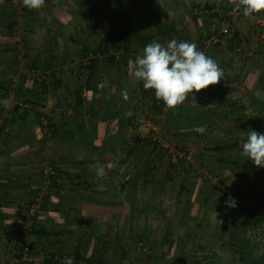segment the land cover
Wrapping results in <instances>:
<instances>
[{
    "label": "trees",
    "instance_id": "obj_1",
    "mask_svg": "<svg viewBox=\"0 0 264 264\" xmlns=\"http://www.w3.org/2000/svg\"><path fill=\"white\" fill-rule=\"evenodd\" d=\"M8 1L3 0L5 10H3L4 14L0 15V29H4L11 34L18 23ZM158 1L163 0H138L136 3L127 0H77V8L70 12L72 18L68 23L59 24V21L52 17V22L57 25L54 28L53 36L50 37L54 40V44L48 41L46 50L37 54L38 62H33L31 67H27L28 70L32 69L34 72L39 73L32 79V90L26 89L29 83L27 79L21 80V78H18L16 84L13 82V77L9 78L7 82L0 81V192L2 193L1 201L6 205L10 203L9 199L14 196V192L6 191V189L10 188L9 184L12 183L10 179L18 176L17 167L21 166V159L26 158L27 160L22 162L28 165L30 163H42L44 156H42L40 148L44 147L50 139L57 138L58 128L51 122L52 118H49L51 112L44 114L42 110L37 109V107H44L43 100H46L48 96H53L54 92H58L60 102L67 103L68 101V105L72 107V111L77 116V113H80L79 108L81 109L83 106V93H94L95 87L91 84V80H95V77L100 73L112 82H115L113 79L115 80V76L119 74L121 79L116 83L120 92L123 93L125 89L127 93L133 91L130 89L128 77L135 60L132 58L126 44L122 47H111L108 35L109 32L113 33L118 28L121 6L124 5L125 14L122 16L124 27L119 30L124 36L127 32L133 31L134 36L130 35L127 41H129V44H131V41L135 42V46L138 47V54L142 55L147 44L153 42L159 36H167V31L174 27V24H172L174 22H160L161 18L155 13L157 5H159ZM211 8V6L206 5L191 6L189 12L193 13L197 10L198 13L195 15H199L202 11ZM23 14L25 15V9L22 7V17ZM116 35H118L117 32ZM220 37H222V34ZM251 42L252 38L249 35L245 46L250 52L252 51L250 63L251 65L256 63V65H260L258 61L259 57L262 61L263 46L262 44H255L256 47L253 48ZM123 43H126V41ZM214 46H219V44ZM12 53L16 59L15 47ZM68 64L75 65L64 70V66H68ZM68 70L69 77L75 81L81 79V73L82 76H86V82L77 86L80 90L70 92L65 87L68 76L66 71ZM247 80H249L248 87H251V79L248 77ZM106 87L109 90L113 89L114 83H107ZM138 89L143 100H149L150 104L153 103L152 106L147 105L145 109H149L152 117L155 118L153 124L154 127L158 128V134L152 129H148L147 134L144 136L137 133L140 127L137 118L149 117L144 110L136 114L137 109L132 111L131 116L121 115L120 124L124 125L125 123V125L116 126V128L96 126L94 122V124L81 130L76 124L78 122L76 116L69 119L65 126H60L66 128L68 134L58 144V152H60L57 154L58 157L56 160L50 161L52 163L50 166L52 174L49 177L51 186L48 190L49 194L44 198L42 209L48 210L52 197L55 199L52 195L59 193L63 188L61 182L65 180L73 183V181L83 179L80 185L84 188V191H89L86 193L89 203L102 201L105 205L110 204V207L106 208V214L103 212L105 207L98 208V212H102L100 217L104 220L106 230L98 240V249L92 250L86 256L84 251H80L78 249L80 247H77L74 252V261L84 262V264H123V259L127 256L126 242L128 239V235L124 230L127 228V218L131 214L130 208H127V206L132 207L134 205L133 199L137 196L136 191L140 186L145 187L149 183H157L160 177L163 179L171 178L173 174L170 173H176V166H186L188 164L190 175L186 181V191L194 192L191 189V186L195 184L194 180L200 181V185L195 191L194 202L204 210L201 215L197 213V215L192 216L189 211L190 208L183 210V206L182 211L179 212L178 223L186 230L185 235L179 237L174 245L169 242L166 254L149 255L147 261L145 260V264H264V237L258 239L257 236L258 242H248L250 250L245 252L238 244L234 243V236L230 232V230H234L237 236H241L244 234L243 232L257 229L264 234V167L257 168L251 160L241 156L242 144L247 138L249 129L264 134V100L260 101L258 108L254 109L256 101L248 90L247 101L251 103L248 104L250 106L246 108L243 106L235 107L234 103H231L229 118L226 114H224L225 116H212L208 109L200 106L195 109L196 114H198L197 117L191 119L189 117L184 118L182 107L174 110L168 109L166 113H161L158 107L154 105L158 101L155 98L154 90H145L142 81H139ZM10 93L14 96V101L7 110L3 107L1 101L8 99ZM69 94H73V96L70 97ZM194 95H196L195 92ZM71 100L73 104H71ZM90 104L93 105L94 102L90 101ZM249 107H252L254 114L257 115L256 117L260 118V122L256 123L253 114L252 117L244 115V111H247ZM91 108L93 114V107ZM41 118L47 122V130L50 131L49 139L43 134ZM222 118L230 121L231 124L229 126H214L213 122ZM130 130L135 131V133L129 137L126 133ZM154 136L167 144H170V138H173L186 145H196V147L203 142H208V137L215 136L213 139L217 140L216 143L203 146L202 151L204 157L210 159L209 169L207 168L208 174L216 179L220 188L217 189L215 185L210 186L208 179L202 180L196 177L192 163L183 159L172 162L170 157L159 147L157 141H154ZM229 138L233 140L224 141ZM82 149H86L87 152L92 150L91 152L97 156L98 162L103 163L102 168L106 174L103 186L107 187L105 192H94L93 186L88 185L89 181L85 179L87 171L82 166H78L77 163L59 165L58 161L65 157L64 151L68 150L72 155H76ZM25 150L26 152L21 153ZM109 155L123 157L120 161L121 166L125 168L122 177L117 181L113 176L117 172L115 169L112 170L110 162L105 160V157H109ZM115 160L117 159L115 158ZM200 165L203 166L201 163ZM44 167L43 165L36 166L38 177L43 176ZM90 180L93 182V178H90ZM208 185L216 196L214 205H211L207 200V192L210 191ZM39 191L40 188L38 187L33 193L36 194ZM122 197L125 199L124 201L121 200ZM229 197L235 199L236 207L231 208L226 205L225 201ZM57 199L59 198L55 200L57 201ZM188 199L187 204L190 205V197ZM111 203L113 206H111ZM147 205H144L143 202L139 203L140 212L138 214L146 213L144 208ZM218 205L219 208H217ZM28 206L25 209L24 218ZM148 208L150 209L148 212L160 215L158 206H148ZM110 211H112V216L107 219L106 215H109ZM211 212H215L219 216L223 215L225 222L212 228L206 220L207 214ZM115 219H119L120 223L123 219V222H125L123 225L124 230L115 235V238L110 239L109 234L113 229L112 220ZM130 230H132L131 227ZM135 231L137 240L134 242V250H136V253L139 249V241L143 243L142 246L149 250L150 254L153 253L151 250L153 247L151 248L144 243L147 238L145 234L147 230L140 231V227L137 226ZM28 235L41 238L47 236V232L43 229H31ZM197 236L198 238H196ZM242 240L246 242L245 239ZM39 244L40 240L36 245ZM16 248L17 245L13 248L15 257L20 259ZM35 252L33 246L27 245L25 255L28 258H31ZM110 253L113 255L112 260L109 256ZM222 256L223 259H221ZM52 260L53 258H49L46 263L50 264Z\"/></svg>",
    "mask_w": 264,
    "mask_h": 264
},
{
    "label": "crops",
    "instance_id": "obj_2",
    "mask_svg": "<svg viewBox=\"0 0 264 264\" xmlns=\"http://www.w3.org/2000/svg\"><path fill=\"white\" fill-rule=\"evenodd\" d=\"M76 1L77 0H45V6L43 8L39 10H30L23 6L22 0H19L20 5L25 9V15L23 14V17L21 21L18 22V26L15 31L10 34L4 29H0V81L7 82L9 78L13 77V82L16 84L18 78H21V80L27 79L29 80V83L27 84L26 89L32 88V79L39 73L34 72L32 69L28 70L27 67H31L33 62H38L37 54L46 50L48 41L54 44V40L52 38L50 39V37L53 36L55 32L54 28H56L57 25L55 22H52V17L56 18L59 21V24L68 23L72 18L70 12L77 8ZM158 3V9L157 11L155 10V13L159 18H161L160 22H174L172 23L174 24V27L173 29H169L167 31V36H159L154 39L153 42L155 41L161 44H166L172 39H176L177 41L181 39V41L194 42L199 48V42L201 39L211 34H218L219 32L224 31L219 46H209L203 48L202 50L206 55L213 58L224 70V79H222L219 84L211 86L206 90H202L201 92L196 93V95L193 93L192 95L195 99L190 96L184 104L179 106L183 109L184 118L189 117L194 119L197 117L198 114H196L195 109L200 106H204L205 109H208L212 116H225L224 114H226L229 118V114L231 112L230 108L232 105L231 103H234L235 107L243 106L246 108L250 106L248 104L251 103L247 101V94L249 93L247 92L248 90L256 101L254 109L258 108L260 104L259 102L264 100V55L262 56V61H260L261 57H259L258 63H260V65H256L257 63L251 65L250 58L252 51L250 52L246 49L245 45L246 39L250 35L252 38L251 44L253 48L254 46L256 47L255 44H262L264 49V26L259 27L255 23V19L264 21V13L255 15V19L242 17L238 19L228 18L227 21L222 22L216 18H208L201 14L195 15L194 13L189 12V10L191 6L202 5L211 7L220 6L223 8L233 9V5L230 3V0H163L158 1ZM3 10H5V4H3V0H0L1 16L4 14ZM121 14L122 12L119 14L118 28L116 31L113 33L108 31V36L112 45L111 47H122V45L125 46L126 44L131 52L132 58L135 60V58L139 55L138 47L135 46V42L131 41V44H129V41H127L130 35L134 36L133 31L127 32L124 36L121 30H119L124 27V22L120 18ZM124 14L125 13H123L122 16H124ZM237 20L241 21L236 23ZM244 20L249 22L248 27L242 26V22H244ZM116 32L118 35H116ZM123 40L126 41V43H123ZM16 44L21 46V52L16 49L17 55L15 59V56L13 57L12 50L16 47ZM62 44L63 42L61 43V46ZM19 53H22L20 54V57L18 56ZM74 65L68 64V66H64L65 68H63L64 70H67L66 68ZM250 73H252L251 76ZM248 77L252 81L251 87H248L247 85L249 82V80H247ZM120 79L121 76L117 74L115 76V80L113 79L115 82H112V80L109 81L107 77L100 73L95 77V80H91V84L95 87L94 93H83V106L81 109L79 108L80 113H77V116L76 113L72 111V107L68 105V101L67 103L60 102V94H58V92H54L53 96H48L46 98L47 103L49 99L54 101L51 107L48 104L45 109L43 107H37V109L42 110L44 114L51 112L49 118H52L51 122L58 128V135L55 139L56 143L54 148H51L52 157L50 156V160H56L59 150L58 144L61 140L65 139L68 134L66 128H62L60 126H65L67 121L69 122V119L74 118L75 116L78 120L76 124L81 130H84L89 125L94 124V122L96 123V126H107L109 128L124 126L125 123L124 125L120 124L121 115L131 116L134 109H137L136 114L144 110L145 113L149 115V121L153 118L150 110L145 109L147 105H150V101L142 99L140 90L138 89L139 81H136L131 75H129L128 83L130 89L133 91L127 93L128 99L125 100L117 85ZM85 80L86 76H83L82 80H78L76 82L68 75L65 87L70 92L80 90L77 86L84 84L83 82H86ZM107 83H114V87H112L113 89H107ZM101 84H104L105 86L101 88ZM31 90H29V92H31ZM69 95L70 97L73 96V94ZM13 101L14 96L10 93L8 99L2 100L1 104H3V107L8 110L12 106ZM90 101H93L94 104L91 105ZM71 104H73L72 100ZM91 107H93L94 110L93 114ZM67 111H69L68 114H66ZM57 113L62 115L63 122H59V115ZM252 114L256 118V123L260 122V118L256 117L257 115L254 114L252 107H249L247 111H244V115L247 117H252ZM65 116H68L69 119L64 121ZM154 119L155 118H153V120ZM151 123L153 125V130L158 134V128L154 127V122L151 121ZM213 123L214 126H229L231 124L230 121H226L224 118L217 119ZM142 129V127H139V130ZM215 136L212 138L208 137V142H203L200 146H209L210 143H216L217 140H213ZM230 140L233 139L229 138L224 141ZM170 142V145L172 144L175 146L177 145L176 143L183 144L184 147L192 146L186 145L178 139L173 138H170ZM193 146L196 147V145ZM91 151L87 152L86 149H82L80 153L72 155L68 150H66L64 151V159L58 161V163L65 165L77 163L78 166L85 168V171H87L85 179L89 181L88 185L93 186L94 192L102 193L107 189L106 186H103L106 177L98 176V174H95L94 172L93 174L89 172V166L87 164L93 162L99 163L96 158L97 156ZM24 152H26V150L21 153ZM88 157L92 158L89 159ZM110 157L111 160H109V162L112 164V170L115 169L116 171L113 162L114 159L112 156ZM107 158L108 156L105 157V160ZM26 160V158H22L21 162ZM208 160L210 162V159ZM21 162V166L17 167L18 176H14L10 179L12 183L9 184V189L5 188L6 191L14 192V196H12V199H9L10 203H8V205L1 201L2 193L0 192V264H45L49 261V258H53L50 264H65L66 258H71L73 260V264H84V262L74 261L75 250L77 247H80L78 249L80 251H84L85 255L88 256L92 250L98 249V240L103 234V229L106 231L103 218H97V216L89 217L90 215H87V209L89 211L93 210L96 214H98L97 211L100 208L108 207L110 204L105 205L102 201L89 203L86 195L89 191H84V188L80 185V182L82 183L83 179L73 181V183L69 180H65L64 182H61L63 188H61L59 193H57V195H52L55 199H59L56 201L52 197L49 204L50 207L48 208L46 214L41 215V217L40 215L39 217L35 216L31 219L30 225L25 228V225L23 224L25 209L32 200V198L30 199V196L34 195L33 191L38 187H34L33 181L35 178L33 173V169H36L35 164L30 163L28 165ZM187 166L189 165L186 164V166H176V173H170L171 175L173 174L171 178L167 177L166 179H163L160 177L157 183L155 182L153 184L152 182L145 187L140 186L138 191H136V198L133 199L134 205L132 207L125 205L127 208H130L129 210L131 211V214L128 216L129 218H127L126 227L132 228L133 226H138L140 227V231L147 230L145 231L147 238H144V243L151 248L153 247L151 249L153 253H151L150 256L152 254L155 256L166 254L168 250L167 244L171 242V244L174 245L179 237H183L185 235L186 230L178 223L179 212L182 211L183 206V210L190 208L189 211L192 216L197 215V213L198 215H201L204 210L194 202L195 191L200 185V181L197 179L194 180L195 184L191 186V189H193L194 192L191 193L190 191H186V181L190 175V170L188 169L190 167ZM35 175L37 177L36 173ZM90 178H93V182H91ZM77 183L79 185H75ZM232 183L234 184V182ZM209 185L212 186L213 184L209 181ZM210 186V191L207 192V200L211 205H214L216 196ZM142 194L143 196L141 197ZM137 197H141L144 205L149 204L146 208H144L146 211L144 214H138L140 209L138 208L139 203L136 201ZM189 197L191 202L190 205L187 204L189 202ZM121 200L124 201L123 199ZM111 206H113L112 203ZM148 206H158L160 209V215L148 212L150 210ZM217 208H219V205ZM206 220L210 223L212 228L215 225H222L225 222L224 216H219L215 212L208 213ZM124 224L125 222H123V219L121 220V223L119 219L112 220V226L116 228V230L112 229L110 231L109 238H115V235H118L117 229L123 232ZM30 226L31 228L29 229ZM31 229H43L47 232V236H42L41 238L29 236L28 232ZM230 232L234 236V243L236 245L238 244V246L245 252L250 250L248 242L252 243V241H257L256 236L254 235L255 233L258 235V239L262 238L258 234L259 230L257 229L243 232L244 234L241 235L243 236L242 238L241 236H237V234L234 233V230H230ZM196 238H198V236ZM135 239L137 240V238ZM242 239H245L246 242ZM39 240L40 244L36 245ZM139 242L140 243L138 244L141 246L143 243H141V241ZM29 244L36 250L34 255H32L34 262L23 260L26 258L25 250ZM15 245H17L16 249L17 252H19L17 254L20 255V259L15 257L13 249ZM23 247L25 248L22 250ZM126 250L127 254L130 255L131 249L126 248ZM135 257L139 258V256ZM148 257L149 255L144 256L140 262L138 261L136 263L145 264V260ZM223 258L224 257L222 256L221 259Z\"/></svg>",
    "mask_w": 264,
    "mask_h": 264
},
{
    "label": "clouds",
    "instance_id": "obj_3",
    "mask_svg": "<svg viewBox=\"0 0 264 264\" xmlns=\"http://www.w3.org/2000/svg\"><path fill=\"white\" fill-rule=\"evenodd\" d=\"M230 3L233 12L242 8L245 17L264 13V0H230ZM22 4L30 10H39L45 6V0H22ZM130 75L142 81L145 90H154L155 98L174 110L190 96L195 99L194 92L219 84L224 79V70L194 42L172 39L166 44L155 41L147 44L143 54L135 58ZM122 94L127 100L126 89ZM241 156L251 160L257 168L264 167V134L249 129ZM97 174L103 176V168H98ZM225 203L231 208L237 206L232 197ZM65 264H73V260L66 258Z\"/></svg>",
    "mask_w": 264,
    "mask_h": 264
},
{
    "label": "built area",
    "instance_id": "obj_4",
    "mask_svg": "<svg viewBox=\"0 0 264 264\" xmlns=\"http://www.w3.org/2000/svg\"><path fill=\"white\" fill-rule=\"evenodd\" d=\"M8 4L11 8V10L15 13V20L18 22L21 21L22 19V6L20 5L19 0H9ZM194 14H197V10H195L193 12ZM203 16H206L208 18H216L217 20H220L222 22L227 21L228 18L231 19H238L240 17L242 18H253L255 19V15L251 16V17H245L243 15V9L241 8L239 12H233V9H229V8H223V7H212L209 10H204V12L202 11L201 13H199ZM255 23L256 25H258L259 27H263L264 26V21L263 20H258L255 19ZM16 29V28H15ZM14 29V31H15ZM224 31L219 32L218 34H211L203 39L200 40L199 42V49L203 50V48L205 47H209V46H214L220 43L221 41V37L220 35L223 34ZM263 37V35H262ZM19 52H21V46L19 44H16L15 47ZM241 50V48H240ZM19 53L18 56L20 57ZM153 103L150 104V106H152ZM154 105L156 107H158V109L160 110L161 113H166L168 111L169 108H167L163 102L161 101H156L154 103ZM69 113V111H68ZM41 121V125L43 126V134L45 136H47V138H50V131L47 130V122L46 120H44L43 118L40 119ZM137 122L139 123V126L142 128H147V129H152L153 130V125L152 123L149 121V119H147L145 116L141 117V118H137ZM154 131V130H153ZM154 141L158 143L159 147L162 148V150L167 154L168 157H170L172 162H176L178 160H185L189 163H192L193 166V171H194V175L196 177H199V179L205 180L208 179L211 184L215 185L217 189L220 188L219 184L217 183L215 178H211L208 174V170L206 167L200 165V163H196L193 160V152L192 150H179L176 149L173 145L167 144L165 142H163L160 138H157V136H154ZM49 141L46 142V144ZM44 171H43V176H42V186L40 188V191L38 193L35 194L34 198L30 201L29 206L27 208V212L25 214V218L23 219V224L25 226L30 225L31 219L34 218L41 210H42V205L44 204V198L48 195V190L49 187L51 186L49 177L52 174V170H50V166L49 165H45L44 167ZM137 253L140 255H150L149 250L144 247V246H139V249L137 250ZM23 260L28 261V262H34V258H28L26 256V258H24Z\"/></svg>",
    "mask_w": 264,
    "mask_h": 264
},
{
    "label": "rangeland",
    "instance_id": "obj_5",
    "mask_svg": "<svg viewBox=\"0 0 264 264\" xmlns=\"http://www.w3.org/2000/svg\"><path fill=\"white\" fill-rule=\"evenodd\" d=\"M127 1H129V2H137L138 0H127ZM124 5H122L121 6V12H122V14L120 15L121 17V19H122V15H123V13H124V7H123ZM157 9H158V5H157ZM157 9H156V11H157ZM123 20V19H122ZM239 21H241V20H237L236 21V23L237 22H239ZM124 22V21H123ZM238 25V24H237ZM242 26L243 27H248L249 26V22H247V21H245L244 20V22H242ZM246 29V28H245ZM70 67H72V66H70ZM69 68V67H68ZM66 73H67V75H68V73H69V70L68 71H66ZM70 75V74H69ZM80 77H81V79H76V81H78V80H82V78H83V76H82V73H81V75H80ZM44 101V109L47 107V104L51 107V105L53 104V100L52 99H49V101H48V103H47V100H43ZM137 104V103H136ZM56 105H57V103H56ZM57 108H58V106H57ZM60 108V107H59ZM145 112V111H144ZM58 114V113H57ZM66 114H68V111H67V113ZM146 114V113H145ZM59 116H58V120H59V122H63V117H62V115H60V114H58ZM148 116V115H147ZM69 119V117L68 116H65V119H64V121L65 120H68ZM147 119H149V118H147ZM155 122V120H153V118H151L150 119V122ZM141 129V128H140ZM144 129V130H143ZM142 130H138V134L139 135H141V136H144L145 134H147V131H148V129L147 128H143ZM134 133H135V131H131L130 130V132H127L126 134L130 137V136H132V135H134ZM214 140V139H213ZM55 138L54 139H50V141L44 146V147H42V148H40V152L42 153V156H44L43 157V160H42V163H35V166H38V165H43V166H47V165H49V166H51V160H50V156L52 157V149L51 148H54V145H55ZM177 145L175 146V145H173L176 149H179V150H185V149H189V150H192V152L194 153L193 154V160L197 163H201V164H203V166L204 167H206V168H208L209 166H210V162H209V160H208V158H206V157H204V154H203V147H195V146H187V147H184L183 146V144H178V143H176ZM172 145V144H171ZM186 146V145H185ZM38 150H39V148H38ZM55 150V149H54ZM58 153H60V152H58ZM57 153V154H58ZM112 157H113V159H114V167L116 168V172L117 173H115V175H113L114 176V178H115V180L117 181L118 179H120L121 177H122V175H123V172H124V168L125 167H123V166H121V159L123 158V157H121L120 155H119V157L117 156H113V155H111ZM89 159L90 158H92V157H88ZM115 158L117 159V160H115ZM107 162H109V160H111V157L109 156L107 159ZM110 164H111V162H110ZM59 165H60V163H59ZM89 167V172L91 173V174H93V172L96 174L97 173V170H98V168H102L103 167V163H89V164H87ZM97 165V166H96ZM112 165V164H111ZM102 166V167H101ZM190 167V166H189ZM209 169V168H208ZM33 173H34V176H35V178H34V187H39V188H41V186H42V177H36V175H35V173L37 174V170L36 169H33ZM98 176H100V175H98ZM104 177H106V175L104 174L103 175ZM102 176V177H103ZM115 181V182H116ZM105 192V191H104ZM48 194H49V192H48ZM33 196H35V194L34 195H32V196H30V199L32 198H34ZM50 196V195H49ZM143 196V194L141 195V197ZM141 197L140 198H138L137 197V200L136 201H138V203H140V202H142V199H141ZM30 199H29V201H30ZM121 199H123V200H125L123 197L121 198ZM125 206V205H124ZM108 207H110V206H108ZM108 207H105V209H104V213L106 214V208H108ZM121 210H123V208H121ZM99 211V210H98ZM97 211V212H98ZM45 212V213H44ZM46 212L47 211H45V210H41L40 212H39V214L37 215V217H39V215H40V217H41V215H44V214H46ZM111 212L112 211H110L109 213V215H106V218L107 219H110L111 218ZM122 212V211H121ZM102 214V212L100 211V212H98V214H96V212L95 211H89L88 209H87V215H90L89 217H96L97 216V218H99L100 217V215ZM105 219V218H104ZM107 221H109V220H107ZM29 225H27V226H25V228H27ZM116 230V228H114L113 227V230ZM263 229H264V227H263ZM262 229V230H263ZM136 226H133L132 227V230H130V227L129 228H126L125 230H124V232H126L127 233V235H128V239H127V244H126V247L127 248H130L131 249V254L130 255H128L127 254V256H125V258L123 259V264H137L136 262H140L143 258L142 257H144V256H142V255H140V254H137L136 253V250H134L135 249V245H134V242H136V239H135V234H136ZM117 231H118V233H119V229H117ZM115 232V231H114ZM102 233H104V229H103V231H102ZM130 233H132L131 235H130ZM258 234L261 236V237H264V234H262V232H258ZM255 236H256V240H258L257 239V234L255 233L254 234ZM134 253H135V256H139V258L138 257H135L134 256ZM109 256H110V259L112 260V254L110 253L109 254Z\"/></svg>",
    "mask_w": 264,
    "mask_h": 264
}]
</instances>
